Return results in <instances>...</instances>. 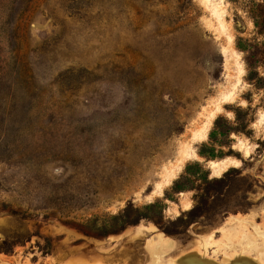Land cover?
<instances>
[{
    "label": "rangeland",
    "instance_id": "obj_1",
    "mask_svg": "<svg viewBox=\"0 0 264 264\" xmlns=\"http://www.w3.org/2000/svg\"><path fill=\"white\" fill-rule=\"evenodd\" d=\"M0 264H264V0H0Z\"/></svg>",
    "mask_w": 264,
    "mask_h": 264
},
{
    "label": "bare ground",
    "instance_id": "obj_2",
    "mask_svg": "<svg viewBox=\"0 0 264 264\" xmlns=\"http://www.w3.org/2000/svg\"><path fill=\"white\" fill-rule=\"evenodd\" d=\"M218 166H219L218 163H214V162L212 163V167H213V168H217ZM213 170H214V169H213Z\"/></svg>",
    "mask_w": 264,
    "mask_h": 264
}]
</instances>
